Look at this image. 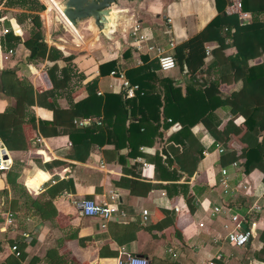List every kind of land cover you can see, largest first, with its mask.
Segmentation results:
<instances>
[{
  "label": "crops",
  "instance_id": "obj_1",
  "mask_svg": "<svg viewBox=\"0 0 264 264\" xmlns=\"http://www.w3.org/2000/svg\"><path fill=\"white\" fill-rule=\"evenodd\" d=\"M46 1L67 23L69 30L78 39L87 36L89 40V45L85 48L86 51L81 55L77 54V50L72 47L55 44L66 56H72L70 84L57 99L63 112L61 120L64 126H67L70 113L73 112L71 111L72 105L88 96L86 86L93 80H97L96 93L100 92V96L106 93L124 92L117 78L109 76V73L106 75L100 74L99 64L115 59L118 61L115 70L124 71L126 75L128 70L141 67L151 60H156L154 52H148L144 48L140 51L135 50L134 36L139 34L148 35L149 40L145 43L147 46L161 48L166 54L172 56L175 54L174 49L176 47H184L183 52L177 54L179 63L176 64L175 69L166 75L158 71V75L167 76L175 81L176 85L182 89V97L185 95V84L194 78L204 81L205 87H209L211 83H217L220 79V67L218 65L213 66L212 69L208 68V64L212 59L210 51L216 45L215 43L205 44L201 39L202 29L217 15L215 0H136L135 5L122 7L119 18L120 28L117 31H108L105 36L100 35L90 20L80 22L76 28L72 27L62 15L59 3L55 0ZM225 1L224 11L231 5V0ZM5 8V26L11 29H19L20 32L16 35L22 39H27L30 29L29 23H20L16 20L20 10ZM261 9L264 12V0H261ZM9 12L12 14H8ZM41 12L40 16H42ZM244 12L250 15L244 22L247 23L251 19V13L249 11ZM261 18L264 21V13ZM81 25L83 27L80 28ZM135 25H139V31H133L132 28ZM80 32L83 34L82 37ZM102 39L106 40L105 44L102 43ZM80 42L84 43L82 39ZM226 42L230 43V38H227ZM205 48L209 49L207 55ZM13 49L15 50L14 55L7 60L0 61V74L2 73L5 77V88L16 94L15 82L12 79L17 77L29 81L42 92L50 93L51 84L44 65L29 63L28 50L22 44H17ZM234 53L235 49L233 47L225 51L226 55ZM142 57L147 60L144 61ZM262 61H264V56L254 63L256 65ZM242 79L241 72L234 68V82L237 84ZM10 81L14 82V86L13 83L9 84ZM236 84H221L217 87V90L220 93L228 94L237 86ZM4 107L5 103L0 101V112L3 111ZM32 111L36 123H50L52 121V111L47 105H36L32 108ZM15 113L18 117L23 116L21 101L16 102ZM214 116L220 121V129L227 120L232 118L236 120V128L243 131L241 119L232 117L228 107L216 108ZM78 119L80 120V118H74L72 123L76 125ZM87 119L95 121L93 118ZM164 126H161L158 133L155 134L152 145L139 148V151L143 153V157L137 156L135 159L126 161L127 167L134 163L145 164V166L142 165L140 171L132 173L129 189L117 188L112 184V180H117L122 176L121 165L116 163L117 152L113 145L102 147L93 145L86 160L82 161L71 157L73 155L72 141L68 135L43 137L35 129L28 130L27 136L30 148L19 157L20 161L18 162L21 164V181L25 187L26 180L39 169H43L47 175V181L43 183L38 194L34 195L30 192L29 194L35 197L38 196L54 178L71 179L74 184V191H64L53 200L58 212L57 222L54 224L41 222L37 216L29 211L27 214H19V217L22 216L23 228L14 223L12 227L7 228L4 232L2 231L4 222L2 215L8 212L11 196L3 176L0 175V206L2 210L0 213V241L2 242L0 244V263L7 255L12 254L9 244L6 243L8 239L17 237L26 250H29L27 245L31 239L35 240V247L30 252L41 258L45 250L54 247L56 240L63 236L61 228L64 226L77 229L79 237L91 236L93 238L87 248H80L74 240L65 242L64 246L59 249L61 253L70 252L82 264H116L117 259L125 260L127 257L143 258L148 264H164V260H167L168 257L172 258L167 251L170 248L175 252V258L182 259L186 264H205L209 256L215 254L218 250L223 252L225 264L251 263L249 260L250 252L261 247L258 238L251 245H248L249 252L244 248L233 249L225 243L214 244L211 241L214 236L221 234V219L218 218L213 221L207 218V210L215 205L227 204L228 202L236 205L237 209H244L245 205L241 201L242 198H252L238 196L234 198L222 194L219 184V169L222 167L220 156L226 152L225 149L220 144L210 145L206 148L203 151L200 169L196 176L194 175L189 179L182 176L180 180L170 182L155 181L151 155L155 152L160 153L166 144L165 142H167L169 134L177 128V124L173 126L165 124ZM192 129L197 139L204 136V126L201 122L195 123ZM241 134V132L232 134V146L235 144L237 149L243 146L239 141ZM261 138L264 139V123ZM217 146L222 147L223 153L217 151ZM164 148L170 157L178 155L181 151L180 146L173 142L166 144ZM126 151L125 148H122L120 153H126ZM8 156L10 157L9 153ZM54 162H57V164L52 165ZM236 162L238 164L235 168H228L231 179L229 184L234 186L240 185L243 181L249 182L256 191L263 178L262 172L254 171L246 175L241 161ZM38 178L43 180L46 176L39 173ZM166 183H185L188 186L187 194L175 193L165 201L166 191L161 187H152V185H164ZM33 184L35 185V183ZM110 192L118 194V205L125 215L108 221L106 227L102 229L99 226L98 219L82 216L79 203L81 200L88 198L95 201H107ZM187 198L192 200V205L195 208L193 214L189 212L186 203ZM259 200L260 203H264V192L259 196ZM159 202L160 204H156ZM173 207H177L179 210V213L176 214L177 219L174 226L163 230L153 229L152 235L144 230V226L157 223ZM142 211L148 212L145 225L142 223ZM14 215L16 217V214ZM262 218L264 220V214ZM199 221L205 223L206 228L203 231H199L197 228V222ZM57 224L60 227H57ZM131 232H135L134 241L123 245H118L114 241L115 237ZM23 233L28 235L27 239L23 238ZM103 244H108L109 249L117 251L118 255L115 258H100L99 249ZM193 246L196 248L193 249ZM35 262L34 264H39V262Z\"/></svg>",
  "mask_w": 264,
  "mask_h": 264
},
{
  "label": "trees",
  "instance_id": "obj_2",
  "mask_svg": "<svg viewBox=\"0 0 264 264\" xmlns=\"http://www.w3.org/2000/svg\"><path fill=\"white\" fill-rule=\"evenodd\" d=\"M240 1L242 10L251 13L249 22L240 24L236 14L225 13V0H215L217 15L201 31V39L205 44L216 45L210 51L212 59L208 68L212 69L215 65L220 67V79L217 83L205 87L204 81L194 78L185 84V95L182 97V89L173 79L158 75L157 61L151 60L141 67L127 71L126 77L129 82L139 87L131 98L126 97L124 92L98 96L97 80L90 82L86 86L88 96L72 105L73 112L70 113L67 126H64L61 120L63 112L57 99L70 84L72 56H66L55 45H49L45 40L40 16L44 6L39 0H6L7 8L20 10L16 20L20 23H29L30 29L27 39H22L10 31L1 40L2 47L8 50L22 44L28 50L29 63L43 64L51 84L50 93H46L36 89L29 81L16 77L12 79L16 89V94H13L11 90L5 88V77L0 74V101L5 103L3 111L0 112V143L10 154L13 162L8 171H0L10 190L8 211L17 216L31 211L41 222L54 224L57 222L58 212L53 200L64 191H74L71 179L54 178L38 196H32L27 192L21 181V164L18 162L19 157L30 148L28 130L35 129L43 137L68 135L72 141L71 157L82 161L86 160L93 145L99 147L113 145L117 152L116 163L121 165L122 176L112 180V184L117 188L129 189L132 173L140 171L142 164L134 163L127 167L126 161L137 156L143 157L139 148L152 145L155 134L165 124L168 126L177 124V128L169 134L165 143H176L181 151L178 155L170 157L164 148L165 144L160 153L155 152L151 155L155 181L170 182L180 180L182 176L189 179L198 175L203 151L210 145L220 144L226 151L220 156L222 167L230 168L232 163L241 161L246 175L254 171L262 172L263 178L254 191V197L241 200L245 206L253 203L264 192V139H260L264 123V61L256 65L254 63L264 56V21L261 18L264 12L261 9V0ZM227 38H230V43L226 42ZM230 47L235 49V53L226 55L225 51ZM183 49L184 47L174 49L173 57L176 64L179 63L177 54H181ZM142 59L147 60L145 57ZM117 65L118 61L115 59L102 62L99 64V72L106 75L115 70ZM234 68L238 69L243 77L237 84L234 82ZM14 82L10 81L9 84L13 83L14 86ZM232 83L237 86L228 94L217 90L221 84ZM17 101H21L23 105L22 117L15 113ZM36 105H47L51 109L50 123H36L32 111ZM218 107H228L232 117L241 119L243 131L236 128V120L232 118L220 129V121L214 116V110ZM74 118H93L95 121L100 120V124L79 127L72 123ZM198 122L204 126V136L200 139L195 137L192 129ZM240 132L242 134L239 141L243 146L237 149L235 144L232 146V134ZM122 148L127 150L126 153H120ZM56 164L57 162L52 163ZM152 187H161L166 191L165 201L175 193L186 195L188 189L185 183L153 184ZM186 203L189 212L193 214L195 208L192 200L187 198ZM1 211L0 206V213ZM176 219L175 212L172 209L168 210L166 216L155 224L144 226V230L152 235L153 229L163 230L174 226ZM56 226L60 227L59 224ZM61 230L63 236L56 240L54 247L46 249L41 258L30 252L35 247V240L31 239L27 245L29 250H26L17 237L8 239L6 243L10 247L17 245L20 254L18 257L9 254L0 264H34V261L39 264H82L70 252L61 253L59 249L65 242L74 240L80 248H87L93 238L79 237L78 230L69 226H64ZM134 239L135 232H131L115 237L114 241L118 245H123ZM258 242L261 244L260 249L250 252L249 260L252 264H264V228L259 233ZM244 249L250 251L248 246ZM117 255V251L110 250L108 244H103L99 249L100 258H115ZM172 258L168 257L164 264H186L180 258ZM213 264L225 263L219 261Z\"/></svg>",
  "mask_w": 264,
  "mask_h": 264
},
{
  "label": "built area",
  "instance_id": "obj_3",
  "mask_svg": "<svg viewBox=\"0 0 264 264\" xmlns=\"http://www.w3.org/2000/svg\"><path fill=\"white\" fill-rule=\"evenodd\" d=\"M6 0H0V61L7 60L9 57L14 55V49L5 50L1 45V40L4 36L13 31L14 34L20 32L19 29H11L5 26V16L4 10ZM39 2L44 6V9L48 6L44 5L43 0H39ZM226 14H236L240 23L246 22V20L250 17L249 13H246L242 10V5L240 0H231V5L226 8ZM133 31H139V25L133 26ZM134 35V33H133ZM134 42L136 45L134 46L136 51H140L144 48L148 52H154L155 59L157 61L158 70L160 73H167L176 68V61L172 55L166 54L163 49L156 48L153 46H147L145 43L149 40L148 35H136L134 36ZM206 55L209 53V49L205 48ZM109 76L113 78H117L120 81V87L124 90V94L126 97L131 98L135 95L136 91L139 89L137 84H131L127 79L124 71L121 70H113L109 72ZM98 96L101 95L100 92L96 93ZM92 124L99 125L100 120L92 121L90 119L84 118L77 121V125L79 127H87ZM216 148L219 153H223V149L221 146H217ZM237 162L231 164V168H235L237 166ZM12 165V160L8 156V152L5 147L0 143V171H8ZM145 166L144 163H142ZM39 173H43L46 178L43 180H39ZM220 179L219 184L221 186V192L224 196L228 197H254V186L249 182H242L240 185L231 186L230 183V174L229 170L226 167H221L219 169ZM37 180V181H36ZM47 181V175L43 169L37 170V172L29 177L26 180L25 187L31 194H38L43 183ZM31 183V184H29ZM35 183V185L33 184ZM79 210L84 217L94 218L99 220L100 228L104 229L108 221L112 220L115 217H123L125 214L119 208L118 205V194L115 192H110L108 194L107 201H95L90 199L81 200L79 203ZM172 210L175 214L179 213L177 207H173ZM264 214V203H260L259 197L251 203L250 205L245 206L244 209L236 208V205H233L232 202H228L227 204L222 203L219 205H215L207 210L206 217L211 220L221 219V234L216 235L212 238V243L220 244L225 243L229 247L233 249H242L245 246L251 245L255 239L258 238L259 233L264 228V220L262 215ZM142 223L145 225L148 219V212L142 211ZM3 230L6 231L7 228L12 227L15 221L14 213L8 211L3 215ZM197 228L199 231H203L206 226L204 221L197 222ZM24 239L28 238V235L22 234ZM193 249L196 247L193 246ZM12 254L15 257H18L20 252L17 245H13L10 247ZM168 253L171 254L172 257H176L175 252L172 248L167 249ZM225 257L221 250H218L215 254L209 256L206 260L205 264H213L215 262L224 261ZM116 264H148V262L143 258L138 257H127L124 259H117ZM252 264V263H249Z\"/></svg>",
  "mask_w": 264,
  "mask_h": 264
},
{
  "label": "water",
  "instance_id": "obj_4",
  "mask_svg": "<svg viewBox=\"0 0 264 264\" xmlns=\"http://www.w3.org/2000/svg\"><path fill=\"white\" fill-rule=\"evenodd\" d=\"M136 0H60L61 13L74 28L90 20L101 36L120 28L123 6L136 4Z\"/></svg>",
  "mask_w": 264,
  "mask_h": 264
},
{
  "label": "rangeland",
  "instance_id": "obj_5",
  "mask_svg": "<svg viewBox=\"0 0 264 264\" xmlns=\"http://www.w3.org/2000/svg\"><path fill=\"white\" fill-rule=\"evenodd\" d=\"M57 3L60 2V0H55ZM45 6H47V1L43 0ZM42 14V24H43V33L45 34V40L49 45H55V44H63L68 47H72L73 49L77 50V54L81 55L86 50L85 48L89 45V40L87 39V36H83L82 32H80L81 39L84 41V43H81L71 30L67 26V23L62 20V18L59 16V14L54 10L53 7L48 6L46 9L41 12ZM68 27V28H67ZM83 27V25L80 26V28ZM29 36V35H28ZM103 44H105L106 40H101ZM54 42V43H50ZM57 46V45H56ZM58 48V47H57ZM170 72V71H169ZM167 72V73H169ZM167 73H162L163 75H166ZM14 223L17 224L20 228H23V222H22V216L15 217ZM2 242L0 241V244Z\"/></svg>",
  "mask_w": 264,
  "mask_h": 264
}]
</instances>
